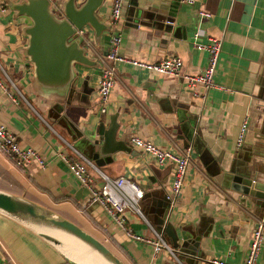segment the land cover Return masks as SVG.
I'll return each mask as SVG.
<instances>
[{
	"label": "crops",
	"instance_id": "crops-1",
	"mask_svg": "<svg viewBox=\"0 0 264 264\" xmlns=\"http://www.w3.org/2000/svg\"><path fill=\"white\" fill-rule=\"evenodd\" d=\"M110 1L103 0L96 12L105 24ZM198 10L209 18L200 21ZM6 12H0V70L17 84L20 96L11 102L0 92V125L22 148L34 150L43 166L29 163L16 168L1 157L0 191L74 224L123 264H207L209 259L242 264L254 222L264 207V0H195L192 6L180 0H124L116 26L124 60L154 63L173 56L180 59L182 74L196 76L205 67L206 53L193 48L191 35L198 34L196 43L220 40V50L212 87L207 90L200 85L188 88L180 78L133 68L126 62L117 64L103 114L96 88L113 32L104 31L94 41L89 31L85 56L97 66H73L74 86L58 113V107L32 87L21 32L27 20ZM111 118L113 143L123 149L95 167L108 178L122 177L137 184L142 192L140 215L125 211V226L144 238L159 233L167 243L169 238L162 232V222L167 221L178 240L177 249L169 247L172 256L166 251L152 254L150 247L127 239L97 203L86 201V192L57 157L70 155L67 144L93 163L95 145ZM244 118L247 131L242 146L236 147ZM68 124L80 134V141ZM130 136L173 154L189 149L187 173L172 205L165 200V192L173 166H159L134 149ZM245 185L249 194L238 190ZM262 237L255 264H264V229ZM0 264L66 263L33 230L0 213Z\"/></svg>",
	"mask_w": 264,
	"mask_h": 264
},
{
	"label": "water",
	"instance_id": "water-1",
	"mask_svg": "<svg viewBox=\"0 0 264 264\" xmlns=\"http://www.w3.org/2000/svg\"><path fill=\"white\" fill-rule=\"evenodd\" d=\"M17 1V2H14ZM103 0H64L58 15L50 8L49 0H2L1 6L13 14V18H25L21 32L26 39L23 56L31 67L32 87L35 93L58 107L72 92L76 74L75 64L83 67L97 66L85 56L89 31L94 41L104 31L110 32L111 26L101 21L96 12ZM26 23V22H25ZM68 127L74 137L81 140L70 124ZM115 135L114 118H111L107 130L100 134V140L95 146L92 161L96 167L102 165L105 157L114 154L123 147L113 143ZM243 194H249L247 185L238 188ZM264 197V191L262 192ZM0 213L31 230L38 237L50 244L56 250L62 243L52 236L67 237L90 252L97 264H123L101 242L82 231L74 224L57 216L50 210L42 208L28 200L0 191ZM164 219V217H163ZM162 232L169 238L167 245L178 248V240L171 225L163 224ZM182 239L183 236L181 235ZM59 253V251L57 250ZM66 264H84L80 254L68 260L59 253ZM177 260L181 258L177 257Z\"/></svg>",
	"mask_w": 264,
	"mask_h": 264
},
{
	"label": "built area",
	"instance_id": "built-area-1",
	"mask_svg": "<svg viewBox=\"0 0 264 264\" xmlns=\"http://www.w3.org/2000/svg\"><path fill=\"white\" fill-rule=\"evenodd\" d=\"M180 2L186 6H192L195 3V0H180ZM50 5L52 10L56 14H59L60 8L54 3ZM123 6L124 0L110 1L108 24L111 26L110 32H113V34L110 35L105 55L101 60L96 88L100 114H103L106 111L108 98L115 81V66L124 62L133 68L171 78H180L187 83L188 88L200 85L204 90H207L212 87V76L218 60L220 40L207 38L205 43H196L198 34L193 33L191 35L193 48L198 52L206 53L205 67L202 73L196 76L182 74V63L179 58L173 56L164 57L154 63L124 60L119 54L120 35L118 30H116V26L120 23L122 18ZM0 12L4 13V9H1ZM197 15L200 21L209 18V14L203 10H198ZM0 92L11 102H14V97L20 96L17 90V84L2 70H0ZM247 127L248 120L244 118L239 125L235 138L236 147L242 146ZM128 142L134 149L150 156L157 165L161 166L169 164L173 166L169 188L168 191L165 192V200L172 205L179 194L187 173L189 149H185L179 154H173L167 150L154 146L148 140H143L135 136H130ZM65 147L70 155L66 156L65 154L60 153L57 157L65 166L67 172L86 192V201L97 203L102 208L106 217L123 232L127 239L150 247L152 254L166 251L172 256L173 254L169 249V246L159 233L155 232L151 238H144L134 234L125 226L123 217L125 211L140 215L138 202L142 197V192L137 184L122 177L113 179L108 178L102 174L91 161L85 159L72 146L65 144ZM0 154L10 160L16 168H23L29 163H33L39 168H42L43 166V160L41 157L30 148H22L16 138L2 125H0ZM263 229L264 207L262 216L254 222L247 246L246 256L242 264H255V259L263 240ZM207 264L225 263L218 259H209Z\"/></svg>",
	"mask_w": 264,
	"mask_h": 264
},
{
	"label": "bare ground",
	"instance_id": "bare-ground-1",
	"mask_svg": "<svg viewBox=\"0 0 264 264\" xmlns=\"http://www.w3.org/2000/svg\"><path fill=\"white\" fill-rule=\"evenodd\" d=\"M54 238H57L61 243L62 246L58 247L57 250L59 253L62 254L68 260H73L74 256L80 254L84 257L83 263L84 264H97V260L94 259L90 252L82 248L80 245L72 241L71 239L61 236V235H53Z\"/></svg>",
	"mask_w": 264,
	"mask_h": 264
},
{
	"label": "rangeland",
	"instance_id": "rangeland-1",
	"mask_svg": "<svg viewBox=\"0 0 264 264\" xmlns=\"http://www.w3.org/2000/svg\"><path fill=\"white\" fill-rule=\"evenodd\" d=\"M58 8H60V6H61V2L60 1H56V0H51ZM7 11V10H6ZM7 14H12L11 12H9V11H7L6 12ZM3 158V159H5V157L2 155V154H0V158ZM2 176H3V170H2V168L0 167V182L2 183ZM1 183H0V187H2V185H1Z\"/></svg>",
	"mask_w": 264,
	"mask_h": 264
},
{
	"label": "clouds",
	"instance_id": "clouds-1",
	"mask_svg": "<svg viewBox=\"0 0 264 264\" xmlns=\"http://www.w3.org/2000/svg\"><path fill=\"white\" fill-rule=\"evenodd\" d=\"M50 8H51V5H50ZM4 9V8H3ZM5 10V9H4ZM51 10H52V8H51ZM53 11V10H52ZM54 12V11H53ZM54 14H56L55 12H54ZM56 15H58V14H56Z\"/></svg>",
	"mask_w": 264,
	"mask_h": 264
},
{
	"label": "trees",
	"instance_id": "trees-1",
	"mask_svg": "<svg viewBox=\"0 0 264 264\" xmlns=\"http://www.w3.org/2000/svg\"><path fill=\"white\" fill-rule=\"evenodd\" d=\"M0 183H1V182H0ZM1 188H3V186H2Z\"/></svg>",
	"mask_w": 264,
	"mask_h": 264
}]
</instances>
